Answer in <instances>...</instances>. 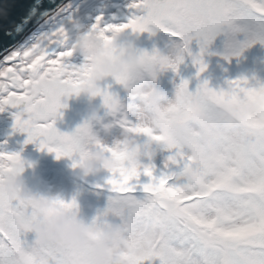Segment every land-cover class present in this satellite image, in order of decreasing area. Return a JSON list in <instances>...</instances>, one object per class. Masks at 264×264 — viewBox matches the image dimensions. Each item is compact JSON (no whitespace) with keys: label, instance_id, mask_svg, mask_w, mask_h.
<instances>
[{"label":"snow or ice","instance_id":"6c2138e0","mask_svg":"<svg viewBox=\"0 0 264 264\" xmlns=\"http://www.w3.org/2000/svg\"><path fill=\"white\" fill-rule=\"evenodd\" d=\"M128 11L126 22L121 23L97 17L89 32L105 40L117 31L165 32L179 47L181 63L191 57L198 77L207 70L204 55L218 32L245 37L243 42L237 39V55L251 40L264 43V0H132ZM33 18L40 27L0 57V111L21 108L15 117L16 130L27 134L26 143L38 144L57 159L82 153L81 137L87 136L96 151L117 161L118 167L109 172L111 178L100 187L123 208L125 228L113 242L123 250L118 264H264V117H247L233 137L195 126L189 128L184 143L171 135L174 126L189 121L197 111L215 121L216 103L240 109L256 102L264 95V84L252 87L244 79L229 81L235 91L226 94L207 80L195 92L189 90L188 81H182L176 88V102L150 108L145 122L136 119L134 112L122 111L116 124L135 141L138 152L123 144L117 148L102 143L86 124L72 134L63 133L56 125L64 106L51 98H32L28 89L37 73L62 75L76 67L68 62L74 53L75 31L67 23L73 29L79 24L70 6L42 9L41 0H35L14 33H25ZM194 40L200 45L199 54L191 51ZM147 58L163 59L154 54ZM116 82L125 86L123 79ZM78 91L79 81L73 77L70 93ZM99 95L106 107L118 105L111 85ZM159 152L169 153L162 166L156 163ZM20 157L0 152V173L13 170ZM57 203L70 206L63 200ZM36 220L35 209L23 201L0 204V264H94L90 251L44 246L30 239ZM152 223L161 227L150 235L143 225Z\"/></svg>","mask_w":264,"mask_h":264},{"label":"clouds","instance_id":"9594fccd","mask_svg":"<svg viewBox=\"0 0 264 264\" xmlns=\"http://www.w3.org/2000/svg\"><path fill=\"white\" fill-rule=\"evenodd\" d=\"M159 32L161 31L156 30L150 35L156 37ZM141 35L133 34L135 38H132L127 31H117L105 40L97 33L89 32L79 25L71 38V45L73 52L83 58V64L66 69L62 75L37 73L32 77L33 83L28 89V94L32 98L54 99L64 106L63 110L68 109L73 100L86 99L88 111L85 124L92 132L97 124H102L105 131L110 132L116 125L105 123V120L107 117L119 119L122 111L134 112L136 119L145 122L150 108L167 107L176 102V91L170 98L167 92L155 85L161 76L172 71L166 64L179 69L182 63L178 46L172 44L166 50L157 49L149 53L140 45ZM220 36L225 37L224 58L242 57L246 48L260 43L251 40L237 55L238 37L233 33L221 31L216 34L212 43ZM151 54L163 59L149 60L147 55ZM176 73L179 74V71ZM73 77L79 81L78 93H70V81ZM117 79L125 81L128 102L119 99L118 105L112 108L106 107L103 102L102 108L106 112L102 115V108L97 106L96 100L101 97L99 93L104 86ZM234 91L230 86L224 90L226 94ZM207 99L211 101V97ZM215 106L218 112L215 121H210L206 112L197 111L190 116L189 121L174 126L171 135L178 143H184L189 128L195 126L206 132L216 129L225 137H233L239 134L238 126L247 117H264V95L258 96L256 102L244 104L240 109L225 103H216ZM80 142L82 153L77 154L75 158H67L72 160V171L76 180L87 182L90 178L118 167L115 159L91 146L89 137H81ZM122 144L132 151H139L135 141L130 140L123 130L112 142L117 148ZM26 166L32 165L20 157L13 170L0 173V204H6L9 200H20L35 209L37 220L30 231L38 244L90 251L94 264H118L123 250L115 247L113 242L121 237L125 228L122 206L118 207L117 203L108 197L107 206L89 223L83 218L76 199L71 201H75L74 204L68 202L70 206H61L57 201L63 199L45 195L31 187L25 178ZM160 227L158 223L143 225L144 231L150 235L159 231Z\"/></svg>","mask_w":264,"mask_h":264},{"label":"rangeland","instance_id":"374dc122","mask_svg":"<svg viewBox=\"0 0 264 264\" xmlns=\"http://www.w3.org/2000/svg\"><path fill=\"white\" fill-rule=\"evenodd\" d=\"M131 2V0H70L66 5L70 6V12L73 18L78 22V24L84 29H89L96 23L97 17L100 16L104 17L106 23L126 22V18L129 15L128 6L131 4ZM117 19L120 22H116ZM67 27L70 31L76 30L73 29L71 23H67ZM128 33L130 37L135 38L131 32ZM217 39L220 41L221 36ZM195 43V46L199 48H195L193 49V51L200 52L199 43L197 41H195ZM140 45L145 51L152 53L154 50H157L154 45L162 48L161 50H166L167 48L172 46V40L162 35L152 37L149 33H143L140 36ZM246 49H248V52L244 54V51H246ZM246 49L243 51L242 57H232L230 59H225V45L222 44V47L217 46L216 48H214L215 52L211 51V47L209 46L208 53H206L204 56L206 57V59L214 58L216 62H218L222 67L223 64H227V68L229 69L227 71L230 73V78L233 77L234 80H238L240 78L247 80L250 86L255 87L256 76L253 74V72H256L258 70L257 68L255 71L249 69L245 65V61L247 58H250L254 62H252V64H258L260 57L264 56V44L257 43L251 48ZM219 53H221V55ZM73 54L78 55L76 53ZM78 57L79 61L77 66L82 65L84 62L81 56L78 55ZM192 63L193 62H191V64ZM193 67L196 66L193 65ZM180 68L182 69V75H184V78H182V80L177 79L176 81H173V71H169L161 76L159 81L155 85L160 90L167 92L170 98L171 95L176 91L174 90V88L176 89L182 81H188L189 89L191 88V86H193V90L195 92L201 81L205 80L203 78V74L199 75L198 77L197 72L196 80L200 82H197V84L195 81L192 84V80L190 77L191 70L188 69L187 64L183 62L180 65ZM204 73L210 76L212 75L210 70L209 73ZM208 80L209 82L212 81L211 79ZM109 85H111V92L114 95H117L121 100L124 99V86L118 84L115 80H111L109 84L105 85L104 87H108ZM96 104L98 107L102 108V97L97 98ZM87 111L88 102L86 99L81 98L79 100H73L72 102H70L68 109L62 110V119H59L57 121V128L63 133H74L77 128L85 124L87 119ZM105 112L106 110H103L102 108L101 114L104 115ZM16 115H18V113H16L14 108L11 107H7L4 111H0V152L19 154L25 161L32 165L31 167L26 166L25 178L27 179L31 187L41 192L43 191L45 184V186L47 187V192L44 193L45 195H51L50 193H52V187L49 181V175L51 173H54L57 176V179H60L61 181V185L64 189L61 199H63L65 202H71L73 199H77L84 195L86 197V200H82L80 207L83 213V218L87 222L91 223L95 218L93 217V215H91L89 208L96 204V198L93 193H91V190L87 191L80 183H77L75 180L73 182L72 178L69 177L67 171H71L72 160L67 158L58 160L54 153L50 154L47 151H41L38 144L26 143L28 139L27 134L21 133L20 131L16 130ZM109 122L114 123V119L112 120L111 117H107L105 123ZM93 129L95 130L96 136L100 139V141L102 143L106 142L108 145H112L113 140L117 136H119L122 131L121 128L115 126L110 132H107L105 131L102 124L95 125ZM39 160L42 161V165H38ZM44 167H46L47 172L45 174L46 180L43 184L42 175H40L39 173L40 170ZM65 173H67L68 175H66ZM70 176L74 177V174L72 173L70 174ZM82 191L84 193H81ZM101 202H103V200H101ZM99 205L100 210L105 208L102 203H100Z\"/></svg>","mask_w":264,"mask_h":264},{"label":"trees","instance_id":"16d2710c","mask_svg":"<svg viewBox=\"0 0 264 264\" xmlns=\"http://www.w3.org/2000/svg\"><path fill=\"white\" fill-rule=\"evenodd\" d=\"M116 22H120V21L117 19ZM158 35H162L164 37L170 38L167 33L162 32V31L159 32ZM238 39L241 42H243L245 37L243 35H240L238 37ZM220 41H221V43H220ZM220 41L218 39H216L214 41V43H212L210 45L211 51L215 52L214 48H216L217 46H221L222 47V44L225 45V37L221 36ZM195 45H196V43H195V40H194L192 42V44H191V51H192L193 54H199L200 52L193 51V49L199 48V47H196ZM154 46L157 49H159V50L162 49L159 46H156V45H154ZM247 52H248V49H246V51H244V54H246ZM219 54L221 55V53H219ZM78 59H79L78 55H74L73 54V56L69 59L68 62H69L70 65L77 66L78 65V61H79ZM184 62L187 64L188 69L191 70L190 77H191V80H192V84L195 81H196V83L200 82V81L196 80V73L198 72V69H197V67H193V65H194L193 63L191 64V62H192L191 57L186 56ZM252 62L253 61L250 58H247L246 61H245V65L249 69H252V71H255L256 68H257L258 71L253 72V74L256 76L255 77V87H258L259 85L264 84V56L260 57L259 63L256 64L257 66L255 64H252ZM205 63L207 64V70L205 72L209 73V70H210L212 75L210 76L208 74L203 73V78L205 80H207L208 82H209L208 79L212 80L211 82H209V84H210V86L212 85L213 89H215L217 91H219L221 89L226 90L227 87H228L229 81H233L234 80L233 77L230 78V73L227 71V70H229L227 68V64H223V67H222L218 62H216V60L214 58L213 59H206V57H205ZM242 71H244V70H242ZM172 74H173V79H172L173 81H176L177 79H181L182 80V78H184V75H182V69L180 67H179V74H177L174 71H173ZM174 90H176V89L174 88ZM189 90L194 92L193 86H191V88ZM124 91H125V89H124ZM123 96H125V97H124V99H122V101L127 103L128 102V97H127L126 91H125V94ZM130 118L134 119V117L131 116V115H130ZM112 120H113V118H112ZM114 124L117 127H119L116 124V120H114ZM93 132L95 133L94 129H93ZM95 135H96V133H95ZM168 155H169V153H167V152H159V155L157 156V159H156V163L159 166H161L162 163H163L164 158L166 156H168ZM38 165H42V161L41 160L38 161ZM46 172H47V169H46V167H44V168H42L40 170V173H39L40 175H42L43 184H44V181L46 180V177H45ZM71 172L73 173L72 165H71V171H69V170L67 171V173L69 174V177L72 178L73 182L75 180L77 183H80L87 191L91 190V193H93V195L95 196V198H96L95 199V203L96 204L91 206L89 208V211L91 212V215H93V217L96 218L98 213L102 210V209L100 210V205L99 204L102 203L105 207L108 204V197H109L110 193L106 189H103L100 186H103V185L106 184L107 180L111 178V174L109 172H104V173H101V174L97 175L96 177L90 178L87 182H82V181L76 180L74 177H71L70 176V174H72ZM67 173H65V174L68 175ZM49 181H50L51 187H52L51 188L52 193H50L51 196L61 198L64 189H63V187L61 185L60 179L58 180L57 176L54 173H51L49 175ZM46 189H47V187L44 184V188H43L42 193H46L47 192ZM81 193H84V192L82 191ZM82 197H83V199H82ZM82 197H79V198L76 199V201H77V203L79 205L82 203V200H84V201L86 200V197L84 195H82ZM101 200H103V202H101ZM29 238L30 239H34L35 237H34V235H31Z\"/></svg>","mask_w":264,"mask_h":264},{"label":"water","instance_id":"95a60500","mask_svg":"<svg viewBox=\"0 0 264 264\" xmlns=\"http://www.w3.org/2000/svg\"><path fill=\"white\" fill-rule=\"evenodd\" d=\"M70 0H41L42 9H51L56 4L66 5ZM35 0H0V57L5 53V49H10L13 45L34 31L38 25L33 18L32 23L25 33L17 35L14 33L16 25L28 15ZM43 23V22H42ZM12 32L13 35L7 33ZM16 113L21 112V108H14Z\"/></svg>","mask_w":264,"mask_h":264}]
</instances>
